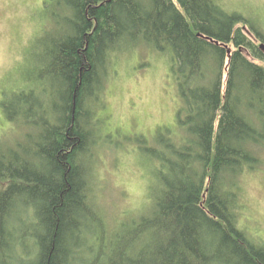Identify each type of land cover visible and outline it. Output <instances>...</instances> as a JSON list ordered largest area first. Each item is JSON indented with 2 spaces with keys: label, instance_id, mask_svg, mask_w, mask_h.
<instances>
[{
  "label": "trees",
  "instance_id": "obj_1",
  "mask_svg": "<svg viewBox=\"0 0 264 264\" xmlns=\"http://www.w3.org/2000/svg\"><path fill=\"white\" fill-rule=\"evenodd\" d=\"M44 5L0 103V264H264L242 225L243 177L264 164V22L223 0ZM146 49L167 60L181 106L175 128L133 141L147 203L112 220L95 188L112 143L99 116L116 62Z\"/></svg>",
  "mask_w": 264,
  "mask_h": 264
},
{
  "label": "rangeland",
  "instance_id": "obj_2",
  "mask_svg": "<svg viewBox=\"0 0 264 264\" xmlns=\"http://www.w3.org/2000/svg\"><path fill=\"white\" fill-rule=\"evenodd\" d=\"M46 1L0 0V103L3 93L24 77L27 60H32L37 37L46 24ZM223 2L231 10L264 22V0ZM114 71L99 116L104 120V135L111 136L112 143L99 150L93 172L103 209L112 220H121L147 203L148 160L133 141L138 136L152 137L159 128H175L181 99L167 60L147 49L121 57ZM10 130L0 106V132ZM242 188V225L264 240V164L243 177Z\"/></svg>",
  "mask_w": 264,
  "mask_h": 264
},
{
  "label": "water",
  "instance_id": "obj_3",
  "mask_svg": "<svg viewBox=\"0 0 264 264\" xmlns=\"http://www.w3.org/2000/svg\"><path fill=\"white\" fill-rule=\"evenodd\" d=\"M261 48H263V49H264V45H261Z\"/></svg>",
  "mask_w": 264,
  "mask_h": 264
}]
</instances>
